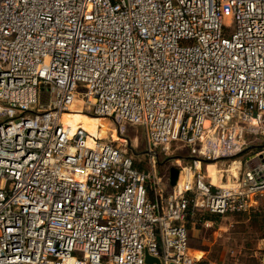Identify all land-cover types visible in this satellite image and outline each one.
Here are the masks:
<instances>
[{
	"label": "built area",
	"instance_id": "2783aa9c",
	"mask_svg": "<svg viewBox=\"0 0 264 264\" xmlns=\"http://www.w3.org/2000/svg\"><path fill=\"white\" fill-rule=\"evenodd\" d=\"M76 99L118 137L140 126L147 160L70 136L61 116ZM258 136L264 0H0V264H144L145 252L212 264L191 252L187 223L264 204ZM156 147L205 173L179 165L165 189ZM216 162L238 176L212 184Z\"/></svg>",
	"mask_w": 264,
	"mask_h": 264
},
{
	"label": "rangeland",
	"instance_id": "374dc122",
	"mask_svg": "<svg viewBox=\"0 0 264 264\" xmlns=\"http://www.w3.org/2000/svg\"><path fill=\"white\" fill-rule=\"evenodd\" d=\"M224 22L228 23L229 31L234 29V24L229 21V14L226 11ZM77 104L81 101L77 100ZM80 115V114H77ZM92 116V114H89ZM80 118L73 117L69 125L73 127H82L89 139V146L95 147L96 141L101 143H113L115 146L121 145L128 154L134 157L135 161H146V144L145 135L140 126L125 123L124 136L118 137L116 134L117 127L110 119L102 117H90L86 114L80 115ZM249 140L259 147L264 146V137H249ZM158 156L157 173L163 178L169 173L170 168H178L179 165L188 168L201 169L204 172V163L195 162L193 157L188 155L186 151L177 153L170 152L165 155L160 147L155 148ZM245 157V156H244ZM237 160H244L239 157ZM194 164V166H193ZM217 166H216V165ZM207 165L205 171L208 178L216 185L224 183L229 176V165L225 163ZM244 166L240 167V170ZM169 179V176H168ZM233 179H235L233 177ZM184 177L181 175L179 184L182 183ZM163 186L166 189L169 181L162 179ZM264 205L258 204L253 210L245 214L228 216L219 222L212 224H189V246L193 255L201 258L205 262L212 264H264V239L263 227L260 215L263 213ZM190 223H192L190 221ZM188 224V223H187Z\"/></svg>",
	"mask_w": 264,
	"mask_h": 264
},
{
	"label": "bare ground",
	"instance_id": "6f19581e",
	"mask_svg": "<svg viewBox=\"0 0 264 264\" xmlns=\"http://www.w3.org/2000/svg\"><path fill=\"white\" fill-rule=\"evenodd\" d=\"M76 101H77V99L75 101H73V103L71 104V106H70V110H71L70 113H66V114H63L61 116V122L68 129L70 136L74 135V133H75V131L77 129H83L81 126L80 127H73L72 125H69L71 118H73V117L80 118L81 117L80 115L83 114L81 112L82 105L81 104H77ZM77 114H80V115H77ZM86 145L90 149L95 148V147H90L89 146L88 135H87V139H86ZM209 165H214V164H209ZM237 168H238V163L237 162H232L230 164V166H229V169H228L229 174H231L234 178H236L238 176V170H237ZM193 169H194V167H192V166H189L188 168H185L184 169L187 172V174H188V176H189L190 179H192V170ZM207 178H208V175H207ZM211 183L214 184L212 181H211ZM214 185H216V184H214ZM219 185H222V183H220Z\"/></svg>",
	"mask_w": 264,
	"mask_h": 264
},
{
	"label": "water",
	"instance_id": "95a60500",
	"mask_svg": "<svg viewBox=\"0 0 264 264\" xmlns=\"http://www.w3.org/2000/svg\"><path fill=\"white\" fill-rule=\"evenodd\" d=\"M179 177V170L177 168L169 169V183L171 187H174ZM144 264H161L160 260L156 257L150 256L145 252Z\"/></svg>",
	"mask_w": 264,
	"mask_h": 264
},
{
	"label": "trees",
	"instance_id": "16d2710c",
	"mask_svg": "<svg viewBox=\"0 0 264 264\" xmlns=\"http://www.w3.org/2000/svg\"><path fill=\"white\" fill-rule=\"evenodd\" d=\"M139 167L144 169V165L143 164H140ZM262 205H264V204H262ZM260 218H261V223H262V227H263V231H264V210H263V213L260 215ZM204 220L216 221V222L220 221L218 217H214V216H210V215H206ZM189 224H192V223H190V221H188V224H187L188 229L190 227ZM262 238L264 239V232H263V237Z\"/></svg>",
	"mask_w": 264,
	"mask_h": 264
}]
</instances>
